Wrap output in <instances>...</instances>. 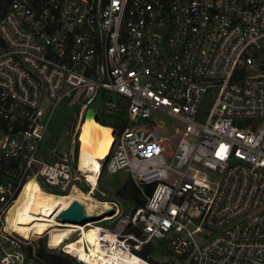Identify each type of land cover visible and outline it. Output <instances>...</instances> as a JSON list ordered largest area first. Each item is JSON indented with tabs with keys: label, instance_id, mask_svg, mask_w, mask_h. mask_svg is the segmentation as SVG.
Wrapping results in <instances>:
<instances>
[{
	"label": "built area",
	"instance_id": "1",
	"mask_svg": "<svg viewBox=\"0 0 264 264\" xmlns=\"http://www.w3.org/2000/svg\"><path fill=\"white\" fill-rule=\"evenodd\" d=\"M60 106L76 121L63 149L48 137ZM91 108L97 121L116 120L94 183L79 152ZM158 115L181 127L165 137ZM104 168L126 173L144 198L129 216L111 202L99 222L110 221L104 235L142 264H159L137 254L155 241L183 264H264V0H9L0 19V264H43L7 230L28 182L93 195Z\"/></svg>",
	"mask_w": 264,
	"mask_h": 264
},
{
	"label": "bare ground",
	"instance_id": "2",
	"mask_svg": "<svg viewBox=\"0 0 264 264\" xmlns=\"http://www.w3.org/2000/svg\"><path fill=\"white\" fill-rule=\"evenodd\" d=\"M96 121L94 118L84 121L79 134L80 164L90 170L87 175L92 183L96 179L94 173L101 171V160L109 156L115 141L112 127ZM75 201L86 206L89 212L108 214L105 216L111 214L112 209L108 203L95 200L91 194H50L44 192L35 180H31L9 211L7 230L29 241L45 233L51 248L63 245L69 254L78 256L85 264H142L136 254L115 247L114 234L104 235L102 227L94 222H62L59 219L60 213ZM78 231V238L70 240L71 235Z\"/></svg>",
	"mask_w": 264,
	"mask_h": 264
},
{
	"label": "rangeland",
	"instance_id": "3",
	"mask_svg": "<svg viewBox=\"0 0 264 264\" xmlns=\"http://www.w3.org/2000/svg\"><path fill=\"white\" fill-rule=\"evenodd\" d=\"M204 107H206L205 104H204ZM69 111H70L69 108H66L64 106H60L56 110V112L53 116V119H52L50 127H49V131H48L49 139L58 140L57 143L61 149H63V147L67 144V142L70 138L69 134L72 130L74 123L76 122L75 118L73 116V113H71ZM156 118L158 121L162 122L164 125V128L162 129V133L165 137H169V135H172L174 133V129L176 127H181V124L178 123V121H176L174 118H172L170 116L158 115ZM99 121L101 123H104L105 120H103V118L100 116ZM60 139H62L61 142H60ZM177 139H178V137L172 138L171 139V145H172V142L176 141ZM168 151H169V149H168ZM71 152H72L73 157L75 159L76 153H77L76 142L71 147ZM80 160H81V158H80ZM96 163H98V162H96ZM126 180H128V175L126 173L122 172V173H119L117 175H110L107 173L106 169H104V172L102 170V174H101L100 180L98 182L97 189L94 191V194L92 196L94 197L95 200H97L99 202H103V203H108V205L111 202H115L117 204V206L119 207L120 214H122L123 216H129L131 211H132V208L126 207L123 204V202L117 196H115V191L117 190V188L121 184H123ZM84 193H86V192H84ZM85 208H86V206H85ZM104 215H108V214H104L102 212L100 215H97V216L102 217ZM101 220L102 219H100L98 222H94L95 225L112 226L110 221H104V222L99 223ZM90 222L92 223V221H88L86 224H88ZM79 234H80L79 231L73 233L71 235L70 240L78 238ZM41 241H42V243H44L46 245V248L48 250L61 251V246L56 247V248H51L49 246L48 236L45 233H40L38 236L35 237V239L33 241L27 240L26 241V242H28L27 247L29 248V250L31 252H35V250L38 248L39 243ZM153 245L155 246L156 251L153 254L152 258L157 263H159V264H183L179 259H177L175 257L173 252H171L168 249V246L164 242L155 241L153 243Z\"/></svg>",
	"mask_w": 264,
	"mask_h": 264
},
{
	"label": "trees",
	"instance_id": "4",
	"mask_svg": "<svg viewBox=\"0 0 264 264\" xmlns=\"http://www.w3.org/2000/svg\"><path fill=\"white\" fill-rule=\"evenodd\" d=\"M8 3L9 0H0V19L2 18ZM103 120H105L104 123H101L100 121L98 122L101 123L102 125H107V126H111L116 122V120H112V119H103ZM87 190L88 188L86 187L83 188L84 192H87ZM152 190H153L152 186L146 187V191L148 193H151ZM115 196H117L126 207L132 208L131 213L136 208H140L144 206V198L138 187L135 185V183L129 176H128V180H126L123 184H121L117 188V190L115 191ZM129 231L138 233L136 229H131ZM153 243L154 242L145 244L140 249V251L137 252V254L143 258H148L152 262H156L152 258L153 254L156 251V248L153 245ZM35 258L37 261L43 264H83L82 262L78 261L75 257H73L68 253L62 251L48 250L46 248V245L42 243V241L39 243L38 248L35 250Z\"/></svg>",
	"mask_w": 264,
	"mask_h": 264
},
{
	"label": "water",
	"instance_id": "5",
	"mask_svg": "<svg viewBox=\"0 0 264 264\" xmlns=\"http://www.w3.org/2000/svg\"><path fill=\"white\" fill-rule=\"evenodd\" d=\"M88 118H94L97 120V113L94 109H88L86 111V120ZM111 214L113 211L111 210ZM59 219L62 222H69L73 224H86L88 221L98 222L102 217H98L97 215H88L85 213V206L77 201L73 202L69 208L63 210Z\"/></svg>",
	"mask_w": 264,
	"mask_h": 264
}]
</instances>
